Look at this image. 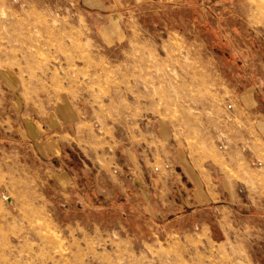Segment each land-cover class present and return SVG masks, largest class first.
<instances>
[{
  "label": "rangeland",
  "instance_id": "rangeland-1",
  "mask_svg": "<svg viewBox=\"0 0 264 264\" xmlns=\"http://www.w3.org/2000/svg\"><path fill=\"white\" fill-rule=\"evenodd\" d=\"M0 264H264V0H0Z\"/></svg>",
  "mask_w": 264,
  "mask_h": 264
},
{
  "label": "crops",
  "instance_id": "crops-1",
  "mask_svg": "<svg viewBox=\"0 0 264 264\" xmlns=\"http://www.w3.org/2000/svg\"><path fill=\"white\" fill-rule=\"evenodd\" d=\"M55 118H52V120L54 121ZM60 120L59 123L56 124L55 126L53 125H40V128L38 127V125L36 123H34V127L33 132L35 133V136L33 138V141H40V139L44 136V134H46L47 132H49L51 130V128L56 129V131L61 132L63 130V128L65 127L64 124H60ZM37 126V127H36ZM51 126V127H50ZM28 133L31 134V131L28 130ZM71 134L68 132H63L60 136H70ZM60 148V147H58ZM180 151V149L178 150ZM57 152V151H55ZM176 163H177V171H169V176L165 179V184L163 181L161 182L160 185H157L155 188L156 189H169L168 186H172V189H183L184 187H186V185H188V187L190 189H192V187H195V189H205L207 188V185L204 182V179L201 175L197 174V171H195V169L193 167H191V165L189 164V162L182 157L181 154H177L176 156ZM139 161V160H138ZM144 169V173L141 174V176H144L146 178V183H148V179H147V175H145L146 173H148V168L143 165L142 167ZM140 176V173H139ZM79 178V179H78ZM230 178V177H229ZM56 183L59 185V188L61 189H68L70 186H76V188L79 189H90L91 187L85 182V178L83 177H78V176H73L72 174L69 173V171H64L63 173H58L56 175ZM161 179V177L159 178ZM137 182V181H136ZM159 183V182H158ZM140 184V185H139ZM137 189H142L143 183H139L137 184ZM164 191V190H163ZM208 195L205 199V201H207V203H210L211 196L216 195L215 192H211L208 189H206ZM196 195L198 196V193L195 190ZM165 194L167 201H163L161 203L158 202L157 199H152L150 197V199H147L145 201V206H144V213L145 216H142L140 214L139 217H142L145 220V224L149 227V229H153L155 226H159V223H163L164 220L167 217H170L169 215L172 214V211L176 210V205L175 202L173 203V201L170 200V196L166 193ZM136 212H139L140 209L137 207L135 208ZM139 210V211H138ZM169 221V220H167Z\"/></svg>",
  "mask_w": 264,
  "mask_h": 264
}]
</instances>
